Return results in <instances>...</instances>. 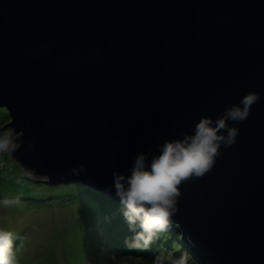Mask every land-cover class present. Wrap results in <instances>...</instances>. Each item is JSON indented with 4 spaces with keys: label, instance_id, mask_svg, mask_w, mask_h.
<instances>
[{
    "label": "water",
    "instance_id": "1",
    "mask_svg": "<svg viewBox=\"0 0 264 264\" xmlns=\"http://www.w3.org/2000/svg\"><path fill=\"white\" fill-rule=\"evenodd\" d=\"M249 91L246 118L226 119L233 143L178 185L170 222L203 264H264V0H0V133L48 185L123 207L114 172Z\"/></svg>",
    "mask_w": 264,
    "mask_h": 264
},
{
    "label": "rangeland",
    "instance_id": "2",
    "mask_svg": "<svg viewBox=\"0 0 264 264\" xmlns=\"http://www.w3.org/2000/svg\"><path fill=\"white\" fill-rule=\"evenodd\" d=\"M7 123L9 114L0 108V127ZM0 134L12 138L8 130ZM35 181L47 184V180L23 172L9 151L0 150V231L12 233L16 264H153L154 256L161 252L174 256L183 252L189 264H203L188 239L185 248L175 251L167 243H178L164 231L146 248L130 246L139 228H130L122 209L108 205L113 203L109 197L99 199L91 188L80 184L48 187ZM85 197L106 209L89 204ZM177 230L172 227L176 235L180 234ZM166 236L168 242L163 243Z\"/></svg>",
    "mask_w": 264,
    "mask_h": 264
},
{
    "label": "clouds",
    "instance_id": "3",
    "mask_svg": "<svg viewBox=\"0 0 264 264\" xmlns=\"http://www.w3.org/2000/svg\"><path fill=\"white\" fill-rule=\"evenodd\" d=\"M258 98L259 94L255 91L247 92L238 104L226 108L225 114L215 121L209 117H201L191 135L185 136L182 140L166 141L160 146L159 154L152 158L147 167L144 163V154L140 153L133 162L130 175L125 177L123 174L113 173L114 188L123 205L122 207L119 204L122 214L130 228H139V231L134 233L130 246L146 248L162 230L172 235L171 238L178 245H183L185 240L181 239L182 233L177 230L180 232L177 234L179 236L177 241L174 238L176 234L171 233L172 227H175L169 223L171 214L176 210L178 185L192 175L203 174L212 166L220 142L223 141L225 146L230 145L238 132L235 127H226V119L235 121L245 119L250 106ZM225 128L226 135L220 132V129ZM14 147L10 134H0V150L9 151ZM83 167L84 165H80L81 169ZM110 201L117 205L113 199ZM190 246L202 263L191 242ZM181 248H185L184 245ZM0 264H16L12 251V233L8 231H0ZM153 264H189V257L183 252L179 256L161 252L154 256Z\"/></svg>",
    "mask_w": 264,
    "mask_h": 264
},
{
    "label": "trees",
    "instance_id": "4",
    "mask_svg": "<svg viewBox=\"0 0 264 264\" xmlns=\"http://www.w3.org/2000/svg\"><path fill=\"white\" fill-rule=\"evenodd\" d=\"M24 172V171H23ZM25 174V173H24ZM36 182V181H35ZM36 184H42V185H45V186H48V187H52V186H55V185H48V184H45V183H43V182H36ZM71 184H80V183H67V184H58V185H56V186H68V185H71ZM81 185V187H83V188H87V187H85V186H83L82 184H80ZM98 195H100V194H98ZM97 195V196H98ZM88 197V196H87ZM87 197H85L86 199H87V201L88 202H91V203H89V204H91V205H94V206H98V207H100L101 209H106V207H103V206H106V205H102L99 201H90ZM98 198L99 199H107L106 197H103L102 195H100V196H98ZM108 201L110 200V199H107ZM113 204L114 203H110V204H108V205H111V206H113ZM115 205V204H114ZM118 206V205H117ZM116 208H119V207H116ZM120 209V208H119ZM120 211V210H119ZM122 211V210H121ZM115 230H117V229H115ZM126 235H123V236H125V238L126 239H128L129 238V236L127 235V233H125ZM159 238V237H158ZM167 236L165 237V238H163V240H162V242L164 243V242H168V240H167ZM174 238L178 241L179 240V236L178 235H176V236H174ZM167 245L169 246V247H171V248H173L175 251H177L180 247H182L183 245H175V243H167ZM119 250H120V247H119ZM182 254V252H179V255H181Z\"/></svg>",
    "mask_w": 264,
    "mask_h": 264
},
{
    "label": "bare ground",
    "instance_id": "5",
    "mask_svg": "<svg viewBox=\"0 0 264 264\" xmlns=\"http://www.w3.org/2000/svg\"><path fill=\"white\" fill-rule=\"evenodd\" d=\"M171 223V222H170ZM193 246V245H192Z\"/></svg>",
    "mask_w": 264,
    "mask_h": 264
}]
</instances>
